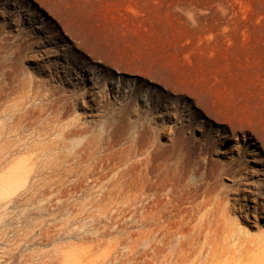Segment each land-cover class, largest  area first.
I'll return each mask as SVG.
<instances>
[{
	"label": "rangeland",
	"instance_id": "rangeland-1",
	"mask_svg": "<svg viewBox=\"0 0 264 264\" xmlns=\"http://www.w3.org/2000/svg\"><path fill=\"white\" fill-rule=\"evenodd\" d=\"M99 35L164 62L151 76L110 65ZM161 65L196 75L215 109L156 80ZM249 109L264 113V0H0V127L20 121L22 165L39 152L18 190L0 193V264H142L141 252L154 264L150 243L178 210L216 197L230 209L218 243L236 250L207 264H264V139ZM144 157L157 173L194 169L198 196L155 219L169 185L152 176L161 190L140 211Z\"/></svg>",
	"mask_w": 264,
	"mask_h": 264
},
{
	"label": "bare ground",
	"instance_id": "bare-ground-1",
	"mask_svg": "<svg viewBox=\"0 0 264 264\" xmlns=\"http://www.w3.org/2000/svg\"><path fill=\"white\" fill-rule=\"evenodd\" d=\"M93 42L98 50L105 52L106 59L109 60L110 65H114L116 67H131V65H133L135 70H138L146 76L155 74V71L153 70L155 69L154 66H159L157 63L164 62V57H157L158 59L153 57L151 58V55H148V53H145L143 56V50L140 49H138V51L136 50L137 57L133 59L131 58L129 52L125 49H120L119 51L110 47L107 38L100 35L97 36ZM149 46L148 42L145 43V47L149 48ZM140 51H142V53H140ZM183 59L184 58H182V60ZM177 62H179V59ZM143 64L148 65L147 69L151 70L141 71L140 67H142ZM160 72L161 73L159 75L155 76V79L159 82L169 84L170 88L172 87L174 90L186 92L195 99H207L210 101L211 105L214 104V101H211L210 95L207 94L199 85V79L196 75L188 77V75H182L177 70L169 71L164 65L160 66ZM165 73L167 74L166 77L164 76ZM212 108L215 109V106L212 105ZM16 111H21V114L28 112L27 109L23 107L17 108ZM225 112V115L232 120L229 122L230 125H232L235 121V123H238L240 127L243 126L239 123L241 119L239 118L240 121L237 119V111L232 106H228V108L225 109ZM245 118L247 128L256 130L257 128H255V126L258 127V130H260L264 139V113L257 114L249 109L248 113L245 114ZM19 127L20 121L15 125L0 127V193H14L17 191L21 186L20 182L24 180L27 173L31 170L33 160L39 157V152L35 153L33 157L29 156L25 160H29V162L25 164L24 161L23 165L20 163L19 159L16 158V156L21 153L31 151L27 140L19 135ZM145 132V128L136 131L138 137H142ZM11 161H14V164L5 169L7 162ZM148 161V158L144 157L138 159L136 163L138 169L139 187L138 203L140 204L138 209L140 211H143L145 207H150L152 209L154 201L157 200L159 190H161L155 187L152 182H148L152 176L162 177L166 180L167 185H169L167 193L169 196L167 201H165L162 205L159 203L156 204L157 207H161L159 210L155 211L157 216L155 219L167 214L168 204L171 203L170 201L174 198L184 200L185 202H188L189 200L191 202L193 201L192 199H194L193 197L198 196L201 183L196 177L192 178L194 169L190 170V176H186V172H188L187 169H166L157 173L148 166ZM146 197L152 198L148 201V203L144 204L143 201ZM158 204L160 206H158ZM161 209H163V211ZM178 211L180 214L178 220L166 228L165 232L162 233L161 239L157 240L154 238L150 243V257L154 264H207L215 259L228 256L236 250L235 248L226 247V244L218 243L219 229L220 227L227 225V215L230 212L224 198L216 197L207 200L203 199L198 204H192L187 209L180 208ZM140 219L141 222H143V217ZM153 220H151V222H154ZM200 240H202V245L200 244ZM211 244H214V247L208 249L206 256H201L202 254L200 249L205 245ZM193 254H196L195 258L194 260H190ZM145 255L146 254L144 252H141V257L143 259L142 264H149L145 261ZM201 257L204 258L202 259Z\"/></svg>",
	"mask_w": 264,
	"mask_h": 264
}]
</instances>
